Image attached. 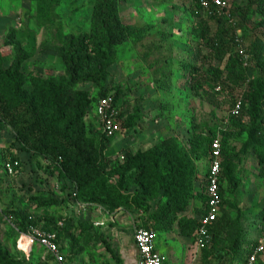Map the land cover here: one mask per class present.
<instances>
[{
  "label": "trees",
  "instance_id": "16d2710c",
  "mask_svg": "<svg viewBox=\"0 0 264 264\" xmlns=\"http://www.w3.org/2000/svg\"><path fill=\"white\" fill-rule=\"evenodd\" d=\"M26 1L34 4L33 18L38 24L52 26L57 23L56 10L63 0ZM122 1L90 0L92 10L88 30L65 33L61 27L57 34L58 44L45 46L61 58L63 74L42 77L33 71L25 73L22 68L33 54L15 39L13 30L8 31L4 44L12 47L13 54L7 63L0 49V124L9 127L19 149L47 159L53 172L72 184L69 195L73 201L106 207L111 212H141L142 227L160 233L171 230L176 224L178 234L182 236L194 234L198 225L195 217L179 216L188 200L197 199L203 204L206 201L203 190L195 191L197 162L205 159L207 169L201 182L205 184L210 145L220 135L221 214L210 227L211 244L202 249L203 258L208 259L211 249L217 248L233 231L236 222H240V217L237 220L227 209L238 210L234 203L223 198L221 183L223 176L231 180V172L241 160L240 152H234L231 139L245 134L242 151L255 149L260 171L264 174V0H247L239 7L242 17L236 20L234 10L223 13L210 1H207V9L202 6V0H190L188 7L195 19L192 33L201 49L197 51L195 62L184 63L188 74L186 80L196 94L202 90L208 95L206 84L213 88L221 85L223 93L225 90L232 94L236 92L242 99V108L237 116L229 111L226 122L240 131L234 134L232 130L223 131L215 125L204 133L202 124H196L188 138V147L168 137L145 150L122 151L121 160L115 161L105 153L107 143L113 137L95 131L84 121L94 99L89 96V90L81 89L79 85L90 83L97 89L99 97L106 96L105 81L108 67L114 61L115 45L142 35L139 28L122 23L119 14ZM83 2L85 0L74 1L70 10H80ZM250 15H256L258 19L252 20ZM237 29L240 35L236 34ZM245 36H253L252 42L245 46L253 61V66L249 67L242 65L237 53L236 38ZM251 67L255 73L249 76ZM112 97L115 100V95ZM245 117L248 125L244 124ZM116 118L124 131H130L140 120V109L134 107L131 114L118 111ZM7 162L13 166L12 178H15L20 162L13 154H9L5 164ZM34 200L46 208L57 203L56 199ZM0 214L3 222H10L13 237L29 232L32 227H41L55 232L58 243L62 237L66 238L71 255L80 252V249L74 250L75 240L69 234L71 218L64 219L60 226L53 217H37L24 207L12 205L2 209ZM261 214L264 219V208ZM78 226L86 230L83 224ZM241 235L246 236V233L238 228L237 235L230 236V251L222 264L245 262L250 249H242ZM88 240H92V236ZM102 244L112 264H122L119 253L106 239H102ZM255 245L254 242L250 246ZM20 251L10 254L0 240V264H28L24 252ZM46 257L52 259L49 254Z\"/></svg>",
  "mask_w": 264,
  "mask_h": 264
},
{
  "label": "rangeland",
  "instance_id": "374dc122",
  "mask_svg": "<svg viewBox=\"0 0 264 264\" xmlns=\"http://www.w3.org/2000/svg\"><path fill=\"white\" fill-rule=\"evenodd\" d=\"M74 1L81 0H63L57 7L56 21L60 25L56 23L45 26L34 20L33 3L26 0H0V49L5 61L9 63L12 58V47L5 45L4 41L8 31L13 30L15 39L33 54L22 68L25 73L33 71L34 74L42 77L63 74L61 58L55 51L45 46L58 44L57 34L61 27L65 33L88 30L92 10L90 0H85L80 10L72 12L70 8ZM226 1L227 13L232 9L235 12L234 19H240L243 14L239 7H243L247 0ZM189 5L190 0H123L119 4L122 23L139 28L142 35L129 37L115 45L114 61L108 67L105 81L106 96L113 98L112 96L115 95L112 103L117 111L131 114L133 108L138 107L140 120L130 131H124L120 122H116L117 130L105 150L112 160L120 161L122 151L145 150L168 137L177 144L188 147V138L196 124H202L204 133L209 132L215 125L223 131L239 130L230 122H226L232 98L238 95L236 92L232 94L225 90L224 93H214L213 87L206 84L204 87L209 96L204 95L202 90L196 94L186 80L188 74L184 69V63L195 62L197 51L201 49L199 41L192 33L195 19L188 10ZM250 16L252 20L258 19L256 15ZM236 34L240 35L239 29L236 30ZM240 39L241 44L247 46L252 42L253 36ZM254 73L255 70L251 67L248 75L252 76ZM79 88L89 90V96L94 99L88 107L84 121L99 132L100 127L95 113V100L99 98L97 89L90 83L80 84ZM244 124L248 125L246 118ZM240 135L244 141L245 134ZM240 144L241 139L234 140L233 145L236 148ZM9 154H13L20 162L15 178H12V174L6 169L5 161L9 158ZM205 165V159L197 162L199 170L201 166L206 168ZM197 179L196 176L195 185L198 183ZM72 188L68 180L53 172L50 161L19 149L9 127L0 124V213L2 209L12 205L24 207L37 217H53L58 225L63 224L64 219L71 218L73 222L69 226V234L75 240L74 250L80 249L78 254L71 255L68 253L69 241L62 237L59 244L63 260L57 263L53 258L46 257L47 254L42 247L34 244L29 253L24 252L26 263L112 264L102 239H106L119 253L120 243L131 239L132 225L141 224V212L137 214H130L126 210L111 212L106 207L87 204L81 206L78 204L76 207L77 201L72 202L73 199L69 195ZM230 189L229 187L227 191L229 192ZM234 191L235 189L233 193ZM34 199L42 202L56 199L57 203L46 208L39 206ZM232 199L235 200V197ZM238 204L241 206V212L235 211L233 216H236L237 220L240 217V222H236L233 231L228 234L229 237L226 235L227 238L224 237L217 248L211 249V256L208 259L203 258V252L200 255L196 252V255L191 254L190 257L188 255L184 264H222L227 258V252L230 251L231 237L237 235L238 228L246 233V236L241 235L242 249L245 250L252 245L248 243L251 238L262 241L263 252L256 264H264L262 221L245 220L246 214L243 213L248 206L246 203L243 204L242 200H238ZM256 205L249 206V209L253 211L255 207L258 208ZM199 206V201L190 199L179 216L194 217V214L200 211ZM79 224H83L86 230L81 229ZM10 226L9 221L5 223L0 219V240L10 254H15L21 250L17 246L20 233L13 237ZM177 232V226L174 224L171 230L156 233V242L161 244L166 240L167 234L177 238L174 236L178 235ZM91 236L92 240L86 241ZM167 264H177V262L175 258L169 256Z\"/></svg>",
  "mask_w": 264,
  "mask_h": 264
},
{
  "label": "built area",
  "instance_id": "2783aa9c",
  "mask_svg": "<svg viewBox=\"0 0 264 264\" xmlns=\"http://www.w3.org/2000/svg\"><path fill=\"white\" fill-rule=\"evenodd\" d=\"M214 4L221 12H227L226 0H202L201 4L207 9L208 2ZM237 53L244 67L253 65V61L249 53L246 52L245 46L241 44V39L236 38ZM215 92H223L221 85H216ZM242 108V99L240 96L232 98L230 107L231 115H239ZM117 110L109 96L99 97L95 104V113L99 121L100 131L106 136H113L117 130L118 121ZM264 131V126H263ZM16 164V163H15ZM6 169L9 174L13 173V166L6 163ZM221 177V149L220 138L216 137L209 151V165L206 175V183L204 184L203 193L206 197L204 203V212L198 218V225L193 234V245L197 250L208 247L211 242L210 227L213 221L218 217L221 208L222 195L219 191ZM82 205L77 202V205ZM100 223V222H99ZM101 224V223H100ZM61 226L62 224L59 223ZM131 237L133 244L137 250L136 264H165L166 256L155 248L156 233L141 225L133 224L131 228ZM34 244L43 248L46 254H49L57 263H61L63 255L60 250V244L57 242L56 233L46 231L41 227H32L29 232L21 233L17 241V246L25 253H29ZM263 252L262 242H258L255 246H250V252L243 264H255L260 254Z\"/></svg>",
  "mask_w": 264,
  "mask_h": 264
},
{
  "label": "crops",
  "instance_id": "0c3cea01",
  "mask_svg": "<svg viewBox=\"0 0 264 264\" xmlns=\"http://www.w3.org/2000/svg\"><path fill=\"white\" fill-rule=\"evenodd\" d=\"M246 120H247V118H246ZM239 131L240 130L234 131V134L238 133ZM235 139H241V144L237 148L235 145H233ZM243 142H245V139L243 141V137L240 134L237 135L236 138H233L230 140L231 145L235 147L234 152H236V153L240 152L241 160L237 161V165H236L235 170L231 172V176L229 175L231 177V180H229L228 176L222 177L221 183L223 184L222 186L224 189L223 198L228 199V201L234 203L236 205V207L238 208V210L231 209L229 207L227 208V209H230V211H231L230 213L232 216L234 215L235 211L241 212V210H240L241 206L238 204V200H242L243 204L246 203V205L248 206V209L250 208L249 206L257 204L258 208L255 207L253 209V211L250 209L249 210L245 209V212L243 213L244 215L246 214L244 219L247 221H250V220L258 221V222L262 221L261 224H263V226H264V219L262 218V214H261V211L263 210V204H264V174L262 171H260L261 167L259 165L258 156L256 154L255 149L247 148L245 150V152H243L242 151L243 150L242 149ZM206 169H207V166H206V168L201 166L200 170L198 169L199 170L198 174H197L198 183H196L195 191L201 192L203 190L204 184L201 182L205 178ZM220 179H221V177H220ZM228 183H232L233 185H236V183H239V184H237L236 186H231L230 187L231 189L228 192L227 191V190H229ZM234 189H235V191L233 193ZM237 193H238V195H237ZM236 195H237V197H236ZM233 197H235L236 201L234 199H232ZM197 201H199V200H197ZM72 202H75V201L72 200ZM199 202H200V206H199L200 211H199V213L197 212L196 214H194L195 215L194 217L197 220H198L199 216L204 212V210H203L204 204L201 201H199ZM72 207L74 208V205H72ZM76 207H77V203H76ZM255 209H259V210L255 211ZM220 210H221V208H220ZM220 214H221V211H220L219 215ZM187 216H189V215H187ZM190 216H192V215H190ZM167 235H170V234H167ZM167 235H166V240H164L161 244H159L155 240L156 250L159 251L160 253L164 254V255L165 254L167 255V256L165 255L166 256L165 264H167V257L169 258V256L175 258L177 264H184L186 262V258L188 257V255L190 257L191 254L196 255V252L198 253V255H200L201 252H203L202 249L197 250L195 248V246L193 245V234L191 236H182L180 234L174 235L177 238H174L173 235H170V236H167ZM257 240L258 239L251 238L248 240V243L250 244V243L255 242L257 244L258 242L261 241V240H258V241ZM247 249H250V247H248ZM192 250H193V253H192ZM119 253L122 257L123 264H132V263L137 262V250L133 244L132 237H131V239H126L125 241L123 240L120 243ZM257 261H258V259H257ZM257 261L255 262V264L257 263Z\"/></svg>",
  "mask_w": 264,
  "mask_h": 264
}]
</instances>
